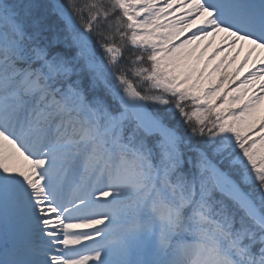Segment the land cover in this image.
<instances>
[{"label":"snow or ice","instance_id":"6c2138e0","mask_svg":"<svg viewBox=\"0 0 264 264\" xmlns=\"http://www.w3.org/2000/svg\"><path fill=\"white\" fill-rule=\"evenodd\" d=\"M262 101L264 0H0V264H264Z\"/></svg>","mask_w":264,"mask_h":264},{"label":"trees","instance_id":"16d2710c","mask_svg":"<svg viewBox=\"0 0 264 264\" xmlns=\"http://www.w3.org/2000/svg\"><path fill=\"white\" fill-rule=\"evenodd\" d=\"M208 54H210V53H208ZM250 64H251V61L249 62V65H250ZM238 65H239V59H237V61H236L234 64H232V65L228 68V71H229V72L234 71V69H235L236 67H238ZM249 65H245V67H244L243 69H241V72H240V74H239L240 77H243L244 75L247 74V72H248V70H249ZM261 82H262V81H257L256 83H257V85H259V83H261ZM260 115H264V101L261 102V104H260V106H259V108H258V110H257V118H258Z\"/></svg>","mask_w":264,"mask_h":264},{"label":"rangeland","instance_id":"374dc122","mask_svg":"<svg viewBox=\"0 0 264 264\" xmlns=\"http://www.w3.org/2000/svg\"><path fill=\"white\" fill-rule=\"evenodd\" d=\"M208 39H212V38L209 37ZM218 42H219V37H217V38H215V40H213V45H212L211 47H209V49H208L206 55H207L208 53H211V51L213 50V47H215V46L218 44ZM205 43H207V41H201V42H200L201 46H203V44H205ZM189 47H192V46H189Z\"/></svg>","mask_w":264,"mask_h":264}]
</instances>
